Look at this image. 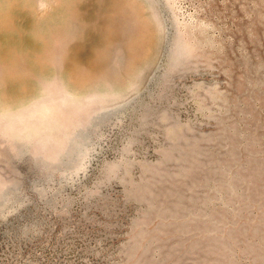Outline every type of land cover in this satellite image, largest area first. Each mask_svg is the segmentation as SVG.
<instances>
[{
  "label": "rangeland",
  "instance_id": "obj_1",
  "mask_svg": "<svg viewBox=\"0 0 264 264\" xmlns=\"http://www.w3.org/2000/svg\"><path fill=\"white\" fill-rule=\"evenodd\" d=\"M0 264H264V0H0Z\"/></svg>",
  "mask_w": 264,
  "mask_h": 264
}]
</instances>
